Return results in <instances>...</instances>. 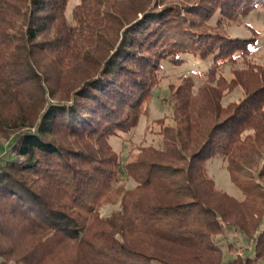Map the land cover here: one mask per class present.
<instances>
[{"label": "trees", "instance_id": "16d2710c", "mask_svg": "<svg viewBox=\"0 0 264 264\" xmlns=\"http://www.w3.org/2000/svg\"><path fill=\"white\" fill-rule=\"evenodd\" d=\"M68 1L0 0V264H264V65L224 33L264 0ZM166 63L197 72L122 163Z\"/></svg>", "mask_w": 264, "mask_h": 264}, {"label": "rangeland", "instance_id": "374dc122", "mask_svg": "<svg viewBox=\"0 0 264 264\" xmlns=\"http://www.w3.org/2000/svg\"><path fill=\"white\" fill-rule=\"evenodd\" d=\"M172 0H166L170 2ZM180 3L193 2L198 0H175ZM80 0H69L66 14L71 19L75 7ZM224 33L231 38L251 39L254 42L253 50L248 54L246 61L249 64L263 66L264 65V7L257 6L251 13L238 17L230 26L224 27ZM192 65V66H191ZM239 63L235 68H243ZM196 73L197 69L194 64L186 63L180 67H174L171 64H163L158 71L156 79L157 85L152 89L151 97L146 105L145 113L140 117L137 126L127 133H120L111 139V145L122 163H128L134 160L137 149L141 146L160 145L157 135L150 133V123L153 120L166 117L165 123H171L170 114V94L179 83V79L185 75ZM226 78L229 80L232 76L226 71ZM243 90L241 87H235L222 98V104L240 101L243 98ZM155 130L156 127L152 126ZM209 176L215 182L216 188L223 192L241 199L242 194L239 189L231 182L229 174L225 168V164L220 156H216L206 164ZM122 182L129 187V180L122 178ZM117 208V204H102L98 207L100 217L108 216ZM229 239V238H228ZM227 239V240H228ZM221 246H225L224 241L219 242Z\"/></svg>", "mask_w": 264, "mask_h": 264}]
</instances>
